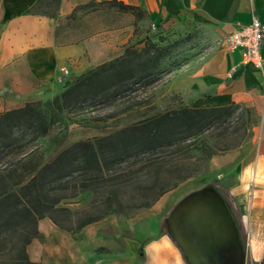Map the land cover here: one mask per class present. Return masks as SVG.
Instances as JSON below:
<instances>
[{
    "label": "crops",
    "instance_id": "crops-1",
    "mask_svg": "<svg viewBox=\"0 0 264 264\" xmlns=\"http://www.w3.org/2000/svg\"><path fill=\"white\" fill-rule=\"evenodd\" d=\"M112 0H0V112L57 95L67 80L125 53L136 18L105 26L84 37L64 41L72 25L95 2ZM140 8L149 22H190L205 31L211 46L187 69L166 77L172 88L187 87L186 105L221 108L239 104L261 112L252 152L223 184L237 202L243 234L223 196L212 187L199 198L182 202L168 230L145 229V223L122 224L107 217L86 226L81 239L44 218V237L34 262L42 264H252L264 259V69L241 65L240 51H230L225 37L251 23L264 21V0H118ZM225 50H219V46ZM264 53V44L262 48ZM186 68V67H185ZM69 77V76H68ZM178 87V88H177ZM195 105V106H194ZM228 174V173H226ZM199 193V192H196ZM195 193V194H196ZM177 209V210H178ZM181 210V211H180ZM184 211V213H183ZM245 238V243L241 242Z\"/></svg>",
    "mask_w": 264,
    "mask_h": 264
},
{
    "label": "rangeland",
    "instance_id": "rangeland-1",
    "mask_svg": "<svg viewBox=\"0 0 264 264\" xmlns=\"http://www.w3.org/2000/svg\"><path fill=\"white\" fill-rule=\"evenodd\" d=\"M82 10L72 25L63 28L64 41L125 21L119 12L104 2H95ZM146 40L169 48L158 79L124 87L111 92L107 99L92 100L64 112L60 122L44 137L36 139L28 131H16L14 146L0 159V178L5 176L10 184L29 166L49 161L76 142L102 138L146 118L189 107L186 105L187 87L173 89V83L166 76L187 69L188 64L211 49L205 31L188 21L168 20L156 24L146 17L137 18L128 45L137 46ZM218 48L225 50L222 45ZM72 79L73 76L69 75L66 81ZM62 83L66 84L65 81ZM64 86L59 88L57 95L65 90ZM57 95L38 102L52 101ZM260 118V111L233 104L211 125L183 134L184 140L171 147L135 155L115 168L114 177L93 183L92 191L65 199L59 207L78 213V219L86 215L99 217L107 214L122 224L140 221L145 223V229L166 232L170 218L179 212L178 207L188 196L212 187L225 199L242 235L243 227L238 222L242 215L223 184V176L230 177L238 163L252 152ZM81 176L80 173L75 175L78 182ZM30 178L31 175L26 180ZM7 184L0 182V190ZM42 242L34 240L30 244L28 253L32 261L38 257ZM241 242L244 244L245 238L241 237ZM245 264L252 263L247 259ZM259 264H264V259Z\"/></svg>",
    "mask_w": 264,
    "mask_h": 264
},
{
    "label": "trees",
    "instance_id": "trees-1",
    "mask_svg": "<svg viewBox=\"0 0 264 264\" xmlns=\"http://www.w3.org/2000/svg\"><path fill=\"white\" fill-rule=\"evenodd\" d=\"M104 3L117 12H131L139 19L145 18L136 6L118 0ZM168 52V47L151 40L128 46L122 56L66 81L65 90L52 101L31 102L1 113L0 159L14 146L16 131H28L36 139L44 137L60 122L64 112L92 100L107 99L111 92L124 87L154 82L159 78ZM230 108L183 107L165 112L108 136L76 142L49 161L29 166L10 184L1 176L0 182L8 186L0 190V264H42L31 260L28 248L34 240L44 241L38 229L39 221L44 218L79 241L86 226L108 215H86L78 219V213L59 207L63 200L92 191L93 183L111 179L116 175L115 168L135 155L171 147L184 140L183 134L211 125ZM77 173L82 175L79 182L75 177Z\"/></svg>",
    "mask_w": 264,
    "mask_h": 264
},
{
    "label": "built area",
    "instance_id": "built-area-1",
    "mask_svg": "<svg viewBox=\"0 0 264 264\" xmlns=\"http://www.w3.org/2000/svg\"><path fill=\"white\" fill-rule=\"evenodd\" d=\"M264 21L254 16L251 23L244 25L228 34L224 45L230 51H240L241 65L251 66L255 69H264ZM63 78H68L69 72L62 70Z\"/></svg>",
    "mask_w": 264,
    "mask_h": 264
},
{
    "label": "water",
    "instance_id": "water-1",
    "mask_svg": "<svg viewBox=\"0 0 264 264\" xmlns=\"http://www.w3.org/2000/svg\"><path fill=\"white\" fill-rule=\"evenodd\" d=\"M200 194H201V192L196 193V194L192 195L189 199L199 198ZM183 213H184V211H183Z\"/></svg>",
    "mask_w": 264,
    "mask_h": 264
}]
</instances>
